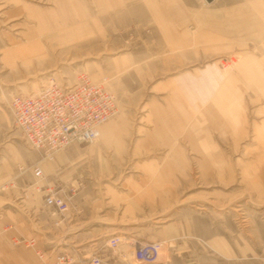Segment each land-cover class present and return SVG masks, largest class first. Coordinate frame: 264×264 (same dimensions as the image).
I'll return each mask as SVG.
<instances>
[{"label":"rangeland","instance_id":"rangeland-1","mask_svg":"<svg viewBox=\"0 0 264 264\" xmlns=\"http://www.w3.org/2000/svg\"><path fill=\"white\" fill-rule=\"evenodd\" d=\"M80 75L116 94L112 128L43 159L10 100ZM49 187L69 211L45 206ZM6 236L33 264H264V0H0ZM145 242L154 262L135 257Z\"/></svg>","mask_w":264,"mask_h":264},{"label":"built area","instance_id":"built-area-1","mask_svg":"<svg viewBox=\"0 0 264 264\" xmlns=\"http://www.w3.org/2000/svg\"><path fill=\"white\" fill-rule=\"evenodd\" d=\"M10 111L26 143L43 159H53L58 151L72 143L95 141L100 135V126L117 115L118 100L103 82L80 75L72 86L51 81L37 92L15 94L10 100ZM33 174L36 179L43 178L42 167L35 165ZM47 190L46 207L60 212L70 210V201L63 194L54 192L52 187ZM34 240L30 239L29 245L33 246ZM18 242L20 239L16 240ZM119 243V237L110 239L112 247ZM161 248V242L137 243L135 257L144 262H154ZM39 255L43 257V253ZM86 259L90 264H110L105 263L100 255L92 254ZM47 264L83 263L69 252H59Z\"/></svg>","mask_w":264,"mask_h":264},{"label":"crops","instance_id":"crops-1","mask_svg":"<svg viewBox=\"0 0 264 264\" xmlns=\"http://www.w3.org/2000/svg\"><path fill=\"white\" fill-rule=\"evenodd\" d=\"M111 128H112V126H111V124H109V125L103 127L99 132L101 134V133H103V132H105L107 130H110ZM20 219H21L20 217H17L15 221H13V220L10 221L9 220L8 223H7V224H9V226H7L6 228H7V230H9L8 232L10 234L8 233V235L11 238L14 237V234H16L15 228L17 226V223H21L22 221L25 220L24 218H23V220L22 219L20 220ZM22 231H23V233L26 232L24 229ZM7 238L8 237L6 236L5 238H2V240H1V244H3V245H0V264H33V261L31 259L29 260V258H24L22 255L19 254V252L16 249L14 251V250L11 249V247L9 248L8 247ZM1 255H6V256L3 258V257H1ZM35 263L39 264V262L36 261V260H35Z\"/></svg>","mask_w":264,"mask_h":264},{"label":"water","instance_id":"water-1","mask_svg":"<svg viewBox=\"0 0 264 264\" xmlns=\"http://www.w3.org/2000/svg\"><path fill=\"white\" fill-rule=\"evenodd\" d=\"M206 1L210 3V2H212L213 0H206Z\"/></svg>","mask_w":264,"mask_h":264},{"label":"bare ground","instance_id":"bare-ground-1","mask_svg":"<svg viewBox=\"0 0 264 264\" xmlns=\"http://www.w3.org/2000/svg\"><path fill=\"white\" fill-rule=\"evenodd\" d=\"M108 122V121H107Z\"/></svg>","mask_w":264,"mask_h":264}]
</instances>
